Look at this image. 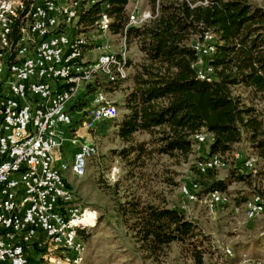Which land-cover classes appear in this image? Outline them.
I'll use <instances>...</instances> for the list:
<instances>
[{
  "label": "trees",
  "instance_id": "1",
  "mask_svg": "<svg viewBox=\"0 0 264 264\" xmlns=\"http://www.w3.org/2000/svg\"><path fill=\"white\" fill-rule=\"evenodd\" d=\"M143 1L152 18L140 25L129 23L131 0H97L80 12L74 35L98 30V20L105 14L107 30L126 46L135 45L140 56L132 62L118 53L125 75L113 72L112 79L96 75L70 108L88 107L98 88L121 91V116L103 121L113 123L121 142L115 155L123 162L126 179L137 177L143 182L136 188L139 192L121 186L120 180L114 182L115 211L137 247L149 257L177 244L193 264H203L208 234L182 207L169 206L162 194H144L143 187L151 179L145 171L153 159L166 155L175 163L192 162L197 174L194 183L203 192L225 191L226 182L236 180L252 191L248 197L234 193L236 205L252 195L264 198V1ZM205 34L211 35L207 45L214 50L200 56L195 46L203 43ZM17 38L15 30L12 40ZM91 44L95 46V40ZM203 68H210L211 73L200 78ZM85 114L83 110L81 120ZM200 132L208 133L212 141L199 144L195 135ZM197 147L201 153L197 154ZM215 154L223 164L232 160L226 180L217 177L218 167L204 172L197 167ZM248 155L255 158L253 171L247 170L253 166L243 167ZM256 243L249 245L255 248ZM31 247L39 248L36 243ZM235 247L245 249L241 244Z\"/></svg>",
  "mask_w": 264,
  "mask_h": 264
},
{
  "label": "built area",
  "instance_id": "2",
  "mask_svg": "<svg viewBox=\"0 0 264 264\" xmlns=\"http://www.w3.org/2000/svg\"><path fill=\"white\" fill-rule=\"evenodd\" d=\"M96 1L75 0L73 15H66V0H32L28 4L15 0L12 8L0 3V264H77L78 253L84 248L79 231L85 213L74 207L66 175L70 171L83 176L87 160L95 155V145H77L71 163L60 161L57 151L77 110L80 115L86 110L81 120L85 128L117 114L103 91L89 100L88 107L70 108L82 87L96 75L112 79L113 72H119L121 50L108 52L106 46L96 45L94 49L99 52L86 59L78 46L70 49L80 12ZM140 1L136 0L131 25L142 23L137 22V12L143 9ZM15 30L18 38L14 42ZM79 35L92 50L90 35ZM29 39L37 40V53H30ZM198 53L204 55L199 48ZM83 60H90L88 75H80ZM10 63H17V78H10ZM65 74H72V81H65ZM198 75L205 78L207 68ZM199 138L202 144L212 141L205 132ZM218 157L210 156L197 167L201 172L214 168ZM197 190L192 183L183 185L182 195L196 200ZM219 199L228 203L223 192L204 197V205L206 200H213L209 215L216 213ZM41 239L57 250V258H47V252L41 253L38 262L28 257L27 248L33 243L43 246ZM224 250L232 254L230 248Z\"/></svg>",
  "mask_w": 264,
  "mask_h": 264
},
{
  "label": "rangeland",
  "instance_id": "3",
  "mask_svg": "<svg viewBox=\"0 0 264 264\" xmlns=\"http://www.w3.org/2000/svg\"><path fill=\"white\" fill-rule=\"evenodd\" d=\"M256 1L263 2L264 0ZM143 2V0L139 2L140 7L143 8L137 12L140 16L146 11L151 13L148 8L143 7ZM129 8L131 18L136 11V0H131ZM89 35L92 40H95V46H106L107 51L121 50L120 52H124L126 58H130L132 62L140 56L135 45L126 46L121 38L112 35L108 30L104 33L96 30ZM89 46L93 47L86 59H93L99 50L94 49L93 44ZM203 48L206 47L203 46ZM198 63L201 66L202 62ZM128 70L129 68L127 72ZM207 73H211L210 68H207ZM104 93L106 100L116 106H114V111H117V118H119L121 116V91L114 90ZM63 143L66 145V148H63L64 155L68 159L65 161L69 163L72 162V152L77 145L93 143L97 148L96 155L87 160L83 176H74L70 171L66 175L67 184L74 194L73 203L85 213V227L79 233V238L84 244L79 264H193L181 252L177 244H171L164 253L157 257H149L137 247L130 233L125 229L121 217L115 211V197L111 186L115 181L120 180L121 186L125 185L134 190L141 185L143 179L140 181L137 177L134 180L126 179L123 162L115 155V151L121 147V142L115 134L113 123L100 121L90 128H85L77 110L73 113V123ZM201 147L200 149L197 147V154L201 153ZM248 157H252L255 161L252 155ZM231 165V158L225 164L220 162V165H217V177L226 180L229 172L228 166ZM192 166V162L175 163L166 155L158 156L149 163L145 171L151 179L150 182L147 181L149 184L143 187L145 189L142 191L151 197L157 193L162 194L169 206L182 207L190 218L198 222L201 230L209 237L206 242L207 253L203 264H264V249L259 247L260 244L264 246V209L255 217L247 218L240 208L241 204L234 203V193L240 197L239 192H243L248 197L252 193L251 189L244 182L228 180L226 183L229 185L225 191L214 189L223 192L228 197V204L218 206L216 213L209 215L203 203L208 192H203L201 186L197 190L196 200H189L180 192L182 185L194 183V179L197 178ZM259 168L260 166H257L256 169ZM247 170L253 171L254 165L252 169ZM256 182L261 184L257 179ZM235 206L239 207V210H236ZM254 240L257 242L255 248L249 245V243H254ZM40 244L43 246L27 248L28 255L36 260L39 259L41 253L48 250L50 253L53 251V246L48 241L41 239ZM236 244L243 245L245 249L236 250ZM226 247L231 249L232 254L226 253L224 250Z\"/></svg>",
  "mask_w": 264,
  "mask_h": 264
},
{
  "label": "bare ground",
  "instance_id": "4",
  "mask_svg": "<svg viewBox=\"0 0 264 264\" xmlns=\"http://www.w3.org/2000/svg\"><path fill=\"white\" fill-rule=\"evenodd\" d=\"M14 2L15 0H0V3H3L5 8L14 7ZM66 3H67L66 4V15H73V6H75V0H66ZM151 16L152 15L149 11H146L142 16H140L137 13V18H138L137 22L143 23L149 20ZM132 18L133 17L129 19L130 24H131ZM107 21H108L107 16H104V15L98 20L97 26H98L99 31L107 30ZM104 23H105V29H104ZM74 27L75 26H73V28ZM206 35H207V39H204L203 43L197 44L198 47L195 46L197 50L198 48L201 49L203 54H208L214 50L213 47L207 45L208 41L211 38V35L210 34H206ZM77 46H78V51H83V58H85V55H88V53L90 52V50H88V42H81V35H77V34L74 35L73 33H71L70 49H77ZM203 46H205L206 48H203ZM29 49H30V53H37V40L36 39H29ZM207 50H209V52H207ZM108 52H114V51H108ZM120 56L124 57V53L120 52ZM117 66H118L120 75L124 76L126 72H125V69L123 68L122 62H120L119 59H117ZM89 70H90V60H83L80 65V75H88ZM10 78H17V63H10ZM65 81H72V74H65ZM101 91L102 89L100 88L94 90L90 96L91 97L90 100H93L94 98L99 97V94L101 93ZM199 136H202V132L195 135V140L199 142L200 144L201 138H199ZM206 137H210V135L206 133ZM96 152H97V148L96 146H94V153L96 154ZM245 161H247V163H243L244 168H250L253 166L252 164L254 163V159L252 157H247ZM217 165H220L219 159H218ZM192 185L194 186V188H197V185L195 183H193ZM182 188H183V185L180 187L181 194H182ZM217 192H221V191L213 190V191L208 192L207 195H213L214 193H217ZM224 196L226 195L224 194ZM226 203H227V199H219L218 206L226 204ZM74 207H76L77 210H80L78 206H76L75 204H74ZM205 208L207 212H213V200H206ZM238 208L239 207H237V209ZM240 208L242 209V211L244 212L247 218H253L264 209L263 199L257 195H252L249 199L241 203ZM85 222H86L85 220H80L81 229H84ZM83 251H84V248H81V250L78 253L77 264H79L81 261V256H82ZM225 251L229 255L228 250H225ZM47 258H57V250H53L52 253H50V255L49 254L47 255Z\"/></svg>",
  "mask_w": 264,
  "mask_h": 264
},
{
  "label": "crops",
  "instance_id": "5",
  "mask_svg": "<svg viewBox=\"0 0 264 264\" xmlns=\"http://www.w3.org/2000/svg\"><path fill=\"white\" fill-rule=\"evenodd\" d=\"M86 56H87V55H85V58H86ZM63 148H66V145H63V146L61 147V150L57 151V154H58V156H59L60 161L68 160V159L66 158V156L64 155L65 153H64V151H63ZM72 153H73V152H72ZM235 207H236V206H235ZM235 209L237 210V207H236ZM238 210H239V209H238Z\"/></svg>",
  "mask_w": 264,
  "mask_h": 264
}]
</instances>
